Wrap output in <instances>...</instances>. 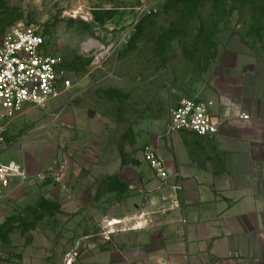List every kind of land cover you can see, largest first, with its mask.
Returning <instances> with one entry per match:
<instances>
[{"label":"rangeland","instance_id":"rangeland-1","mask_svg":"<svg viewBox=\"0 0 264 264\" xmlns=\"http://www.w3.org/2000/svg\"><path fill=\"white\" fill-rule=\"evenodd\" d=\"M150 6L0 0V43L12 27H34L71 81L8 126L2 160L26 176L0 197L4 264H85L108 250L110 234L123 233L114 210L156 185L143 151L171 135V111L211 87L227 49L264 70V0Z\"/></svg>","mask_w":264,"mask_h":264},{"label":"crops","instance_id":"crops-1","mask_svg":"<svg viewBox=\"0 0 264 264\" xmlns=\"http://www.w3.org/2000/svg\"><path fill=\"white\" fill-rule=\"evenodd\" d=\"M256 64L225 51L211 87L196 94L218 134L158 135L168 181L156 177L138 201L116 208L111 226L122 235L111 233L109 249L85 264H264V70Z\"/></svg>","mask_w":264,"mask_h":264},{"label":"built area","instance_id":"built-area-1","mask_svg":"<svg viewBox=\"0 0 264 264\" xmlns=\"http://www.w3.org/2000/svg\"><path fill=\"white\" fill-rule=\"evenodd\" d=\"M147 1L153 9L162 0ZM70 87L63 59L46 54L44 37L37 29L18 25L8 30L0 43V197L14 181L26 176L20 164L2 160L8 126L28 107L44 106ZM168 131L171 135L186 131L209 138L216 136L219 129L205 103L184 99L171 111ZM143 159L155 177L168 181L165 162L155 147H145ZM180 190L174 187L175 192Z\"/></svg>","mask_w":264,"mask_h":264},{"label":"bare ground","instance_id":"bare-ground-1","mask_svg":"<svg viewBox=\"0 0 264 264\" xmlns=\"http://www.w3.org/2000/svg\"><path fill=\"white\" fill-rule=\"evenodd\" d=\"M88 48V47H87ZM119 222H116V224H118Z\"/></svg>","mask_w":264,"mask_h":264}]
</instances>
